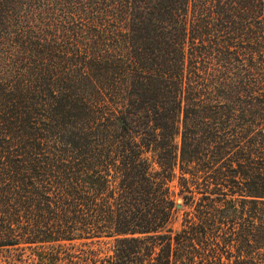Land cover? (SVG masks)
<instances>
[{"label":"trees","instance_id":"1","mask_svg":"<svg viewBox=\"0 0 264 264\" xmlns=\"http://www.w3.org/2000/svg\"><path fill=\"white\" fill-rule=\"evenodd\" d=\"M0 254L264 264V0H0Z\"/></svg>","mask_w":264,"mask_h":264},{"label":"rangeland","instance_id":"2","mask_svg":"<svg viewBox=\"0 0 264 264\" xmlns=\"http://www.w3.org/2000/svg\"><path fill=\"white\" fill-rule=\"evenodd\" d=\"M170 186L174 192V196H175V199H176V202L179 200L181 202V197L178 193V187L176 186V181L175 180H172L170 182ZM182 203V202H181ZM182 207V206H181ZM181 207H177V210L174 212L171 220H170V223L169 225L173 228H177L179 226V222H180V213H181V210L180 208ZM6 254H0V257L3 258ZM16 256H18L19 254H15Z\"/></svg>","mask_w":264,"mask_h":264},{"label":"water","instance_id":"3","mask_svg":"<svg viewBox=\"0 0 264 264\" xmlns=\"http://www.w3.org/2000/svg\"><path fill=\"white\" fill-rule=\"evenodd\" d=\"M176 206H177V207H181V206H182V203L178 200V201L176 202Z\"/></svg>","mask_w":264,"mask_h":264}]
</instances>
